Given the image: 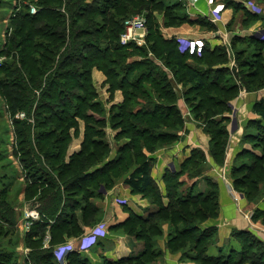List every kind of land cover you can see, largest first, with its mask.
<instances>
[{
	"label": "trees",
	"instance_id": "obj_1",
	"mask_svg": "<svg viewBox=\"0 0 264 264\" xmlns=\"http://www.w3.org/2000/svg\"><path fill=\"white\" fill-rule=\"evenodd\" d=\"M34 2L38 11L32 14L29 3L24 4L16 14L9 34L7 30L8 36L0 51L11 58L0 65V94L8 108L14 113L34 110L40 116L38 110H51L53 105L47 123H43L40 117L35 123L25 118L13 121L20 146L14 153L21 154L20 161L29 174L23 188V199L30 208L37 209L43 215L42 220L35 222L25 233L28 248L25 264H59L54 246L65 234H79L82 231L75 214V209L81 205L77 196L81 195L82 199L88 201V196L93 195L101 184L107 186L112 177L127 172L134 160L137 166L125 178V183L133 191L151 197L157 205L154 218L145 219L139 227L138 231L145 239L160 234V224L169 221L179 229L169 238L168 247L172 251L185 250L188 257L198 264H241L245 261L264 264V243L253 236L241 239L243 248L238 256H234L233 252L220 256L207 254L214 240V229H202L199 224L218 213L215 191L181 195L178 189V178L184 171L193 174L204 170L205 157L201 150L193 151L181 171L171 169L167 179L170 186L167 191L170 199L168 205L163 204L162 195L152 179V159L149 157L154 148L171 143L177 137L175 131L182 111L178 106L180 93L175 88L176 83L180 82L190 85L192 93L185 92L181 96L197 118L202 115L206 119L208 127L205 128L212 136L211 153L217 162L223 161L228 130L225 123L227 118L222 114L228 110V100L240 88L255 90L264 87V64L255 59L260 57V52L253 54L251 59L239 61L241 67L254 66L252 71H246L247 78H242V85L227 84L220 80L225 69H213L214 64L227 61L225 49L203 51L199 58L206 67L190 66L186 61L190 54L178 49L176 38H164L160 23L152 12L148 14L147 45L120 43L124 20L132 16L141 4L164 5V25L191 21L179 13V4H168L163 0ZM230 2L237 8L241 6ZM101 35L105 39L115 40L113 47L110 44L101 46L89 40L91 36ZM251 40L253 44L264 47V39ZM127 48L143 52L144 57L126 63L121 67L122 72L117 74L107 65V62L114 60H108L107 53L109 50L116 53ZM71 63L81 65L71 70L67 67ZM93 64L103 71L109 81L113 80L109 86L110 98L115 89L123 91V101L111 105L107 114L104 103L97 99L98 91L90 82ZM117 76L120 79H116ZM85 81H89V84H85ZM148 82L149 87L144 85ZM75 85L79 91H75ZM37 91L46 99L40 97L36 102ZM254 110L264 119L263 99L255 102ZM216 115L221 116L218 121ZM78 118L85 121L84 140L81 149L68 158L66 150L71 139L70 130L78 129ZM49 123L53 125L39 129ZM212 123H217V127L210 129ZM107 126L118 129L116 137L128 139L118 150L117 156L109 161L107 158L112 146L107 141ZM257 139V145L262 146V155H251V161L241 163L232 174L235 187L243 190L248 197L258 196L257 184L264 180V134L260 138L257 136ZM99 164L101 167L90 173L89 170ZM11 192L10 188L0 191V221L8 232L15 235L19 209L24 202L14 205ZM86 207L87 204L84 210ZM87 209H92L91 205ZM48 218L54 222L49 223ZM148 222L151 224L147 227ZM47 230L50 231L51 241L50 246L44 248L43 239ZM188 246L189 250L186 249ZM154 257L155 253L147 248L136 258L106 264H151ZM67 259L71 264H90L77 251L70 252Z\"/></svg>",
	"mask_w": 264,
	"mask_h": 264
},
{
	"label": "crops",
	"instance_id": "obj_2",
	"mask_svg": "<svg viewBox=\"0 0 264 264\" xmlns=\"http://www.w3.org/2000/svg\"><path fill=\"white\" fill-rule=\"evenodd\" d=\"M230 1L241 5L240 8L231 4ZM218 3H223L224 8L220 19L216 20L212 15V8ZM168 4H179L181 7L179 13L183 16L186 15L193 22L185 21L179 25H164L162 24L163 14H154L160 23L161 34L169 40L181 36L201 38L205 41L203 51L212 52L216 48L225 49L227 61L214 64L213 69L220 70L234 66V47L238 42L245 41L253 44L251 39H264V0H171ZM210 23L212 27H210ZM254 45L252 46L254 47ZM250 51L252 52V49ZM202 52L189 53L187 63L197 68L206 67V64L199 58ZM93 75L104 85L106 77L102 71L97 70L93 72ZM170 75L173 77L172 73ZM223 75L221 74L220 78ZM189 86L180 82L176 83L175 90L180 93L178 106L182 111L181 121L175 131L177 137L171 143L160 145L151 151L149 154L152 159L150 173L154 184L162 195L163 204L168 205L170 199L167 191L170 186L167 179L171 169H174L175 172L181 171L193 151L201 150L205 157L204 170L195 171L193 174H190L188 170L184 171L178 178L179 192L181 195H185L188 192L215 191L218 213L199 224L202 229H214V240L209 245L207 254L220 256L233 252L234 256H238L243 248L242 238L253 236L264 243V180L257 184L258 196L248 197L243 190L235 187L232 175L233 170L239 168L241 163L246 162L251 155L258 157L262 155L261 145H257V136L260 138L264 134V119L254 110V104L256 101L264 100V87L255 90L240 88L228 100V110L222 114L227 118L225 123L228 130L224 158L223 161L217 162L211 153L212 136L210 132L198 122L196 115H191L185 99L181 96L185 92L191 91ZM108 87L109 85L105 86L103 92L105 95L102 100L107 102L105 106L109 108L113 104L122 102L124 95L123 91L118 88L113 91V96L110 98ZM78 123V129L70 130L68 158L81 149L84 140L85 121L78 118ZM105 131L107 141L112 146L111 153L107 158L109 161L117 156L118 150L128 139L116 137L118 129H112L110 126H107ZM136 166L137 162L134 160L127 172L118 177H112L107 186L101 184L93 195L88 196V201L85 198L82 199L81 195L77 196L76 199L80 200L81 205L75 209V214L82 231L79 234H65L59 244L64 241L65 243L72 241L75 247L74 251H77L90 264H106V262L136 258L147 248L155 253L151 264H198L188 257L185 250L172 251L168 247L169 238L174 236L179 229L169 221L160 224V234L147 239L138 231L145 219L154 218L157 205L151 197L133 191L125 183V178ZM99 167L101 164L91 168L90 173ZM104 189L108 190L106 194L103 192ZM232 189H235L238 194V201L234 199ZM23 197L24 192L22 191L20 200H23ZM85 204L88 208L90 205L92 207L89 211L86 210L87 207L85 208L87 215L84 210ZM151 222H148L147 227ZM98 223L106 224V235L89 249L78 250L76 245L79 237ZM59 264L71 263L66 256L65 259L59 261ZM241 264L253 263L245 261Z\"/></svg>",
	"mask_w": 264,
	"mask_h": 264
},
{
	"label": "rangeland",
	"instance_id": "obj_3",
	"mask_svg": "<svg viewBox=\"0 0 264 264\" xmlns=\"http://www.w3.org/2000/svg\"><path fill=\"white\" fill-rule=\"evenodd\" d=\"M88 2H92L93 0H86ZM165 3L170 2L171 0H163ZM25 3H29L28 7L35 6L38 9V6L35 4L34 0H0V51L5 45L6 38L8 34L11 32V26H13L14 21L16 19V14L18 11H20ZM150 12L154 14H163L165 13V7L164 5H156L149 2L143 3L140 6H138L135 9V12L132 15L135 14H145L147 21H148V14ZM131 16V15H130ZM87 26H90V24H87ZM8 30V34L6 33ZM89 40H94L95 42L99 43L101 46L104 44H110L112 47L115 43V40L113 39H105L103 35L99 37L91 36L89 37ZM253 44L246 43L245 41H240L236 44L234 47V66L232 68H223L225 69V73L223 77L220 79L222 82H225L227 84H238L242 85V78H247V72L248 70H253L254 66H245L241 67L239 65V61L243 59H251L253 57V54L260 52V57H257L255 59L260 61V64H264V47L261 48V46L254 45ZM252 49V52L250 51ZM240 50H243L240 52ZM245 51V52H244ZM145 52H149V50H145ZM239 52V53H238ZM108 60H111V63L107 62V65L109 68L114 69L115 72L121 73L123 67L126 63L130 64L134 60H140L143 59L144 53L141 51H137L135 49H128L127 50H119L116 53H114L112 50L108 51ZM124 55V56H123ZM0 58L2 62L11 60L10 56L2 55L0 53ZM255 60V61H257ZM110 62V61H109ZM3 64V63H2ZM81 64H70L67 66L71 70H76ZM90 66V65H89ZM67 68V69H68ZM101 71L96 64H93L92 67V73L90 75L92 86L95 90L99 91L98 100L101 103H105V101L102 100L104 98V89L106 85L110 86V82L113 80L107 79V76L105 75V82L104 85L101 84L98 81V78L96 76L94 77L93 72L95 71ZM103 72V71H102ZM115 79V78H114ZM116 79H120L118 76ZM119 81V80H117ZM85 84H89V81H85ZM256 84V81L254 82V85ZM145 86L149 87V82L144 84ZM246 85V83H245ZM247 86V85H246ZM75 91H79V87L75 85L74 87ZM109 89V87H108ZM46 97L42 96L40 94V91H37L36 94V102H39V98ZM59 97V96H58ZM49 99V98H47ZM52 101V100H50ZM195 102V101H194ZM35 105V104H34ZM188 106L189 111L191 112L192 116H195L194 112H192V109L190 110ZM106 108V114L108 112V106H105ZM53 109V105H52ZM52 109H41L38 110V114L40 116L36 115L34 110H21L19 112H12L11 108H8V105L6 104L5 99L0 94V191H2L4 188H10L11 189V201L14 205H17L19 203L22 204V201L24 202L23 205L27 204L26 206L29 207V203L27 201L20 200L21 192L23 191V188L25 187L28 177V169L24 167V163H22L21 160V154L14 153L15 149H19L18 141H17V133L15 132V126L13 124L14 119L17 120V118L20 119H30L31 122L35 123L36 119L40 117V120L44 123H47L48 117L52 114ZM87 110H90L89 108ZM20 113H24L23 116H20ZM97 115L98 113L95 112ZM216 121L219 120V116L216 115ZM198 122L201 123L204 127H208L206 119L201 115L198 117ZM208 119L207 121H209ZM53 125V124H43L41 128L39 129H45L46 127ZM17 127V126H16ZM217 127V123H212L209 125L210 129H214ZM17 129V128H16ZM262 149V146H261ZM67 153V150H66ZM65 153V154H66ZM67 156V155H66ZM251 161L250 158H248L246 161ZM255 177V176H254ZM22 207V205L20 206ZM18 227V226H17ZM15 235L11 232H8L7 227L3 225L0 221V264H25V252L24 250L28 249L26 247V241L24 239L25 234L22 230L17 228ZM15 237V238H14ZM10 239H13L11 241ZM188 246L186 249L189 250ZM20 254H18V252ZM196 251V250H195ZM23 252V253H22ZM4 253V254H2ZM197 253V252H195Z\"/></svg>",
	"mask_w": 264,
	"mask_h": 264
},
{
	"label": "built area",
	"instance_id": "obj_4",
	"mask_svg": "<svg viewBox=\"0 0 264 264\" xmlns=\"http://www.w3.org/2000/svg\"><path fill=\"white\" fill-rule=\"evenodd\" d=\"M224 8L223 3L215 4L212 8V15L214 19H220L221 12ZM30 13L34 14L38 11L37 7L31 6L29 8ZM124 30L120 35V43L123 45H128L130 43H134L138 46L147 45V34H148V25L147 18L145 14H135L124 20ZM176 41L178 44V49L181 52H188L190 54H198L203 51L205 46V41L201 38H189V37H176ZM2 60L0 58V65H2ZM24 113H20V116H23ZM174 170V169H173ZM106 194L108 191L103 190ZM233 197L236 201L239 200V196L236 193L235 189H232ZM43 215L35 208L27 207L25 204L22 205L19 209L17 226L23 233H27L32 225L35 222L41 221ZM49 223H53V219L48 218ZM107 233V227L105 223H98L92 227H90L85 233H83L79 239L77 240L78 244L76 245L78 250H86L91 246L97 243V241L105 236ZM51 234L50 231L47 230L43 239V247L47 248L50 246ZM75 247L72 241L56 244L54 246V253L58 261H62L66 258L69 252L74 251ZM28 249L23 252H27ZM22 252V253H23Z\"/></svg>",
	"mask_w": 264,
	"mask_h": 264
}]
</instances>
